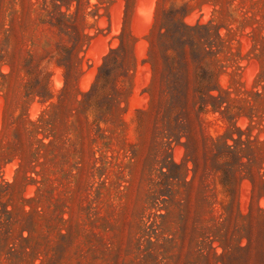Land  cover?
I'll use <instances>...</instances> for the list:
<instances>
[{
  "label": "rangeland",
  "instance_id": "obj_1",
  "mask_svg": "<svg viewBox=\"0 0 264 264\" xmlns=\"http://www.w3.org/2000/svg\"><path fill=\"white\" fill-rule=\"evenodd\" d=\"M0 264H264V0H0Z\"/></svg>",
  "mask_w": 264,
  "mask_h": 264
},
{
  "label": "trees",
  "instance_id": "obj_2",
  "mask_svg": "<svg viewBox=\"0 0 264 264\" xmlns=\"http://www.w3.org/2000/svg\"><path fill=\"white\" fill-rule=\"evenodd\" d=\"M109 56L105 58V61L108 60Z\"/></svg>",
  "mask_w": 264,
  "mask_h": 264
}]
</instances>
